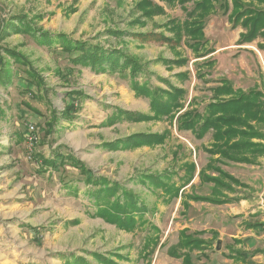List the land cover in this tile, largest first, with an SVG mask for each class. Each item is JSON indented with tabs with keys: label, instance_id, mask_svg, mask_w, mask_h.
Here are the masks:
<instances>
[{
	"label": "rangeland",
	"instance_id": "rangeland-1",
	"mask_svg": "<svg viewBox=\"0 0 264 264\" xmlns=\"http://www.w3.org/2000/svg\"><path fill=\"white\" fill-rule=\"evenodd\" d=\"M137 1L0 0V23L2 19L8 21L12 15L20 13L29 17L38 15L35 21L43 31L52 34L64 32L72 39L100 42L105 46L127 45L129 53L148 63L150 71L138 76L140 83L148 79L154 87L169 89L171 82L186 90L182 100L185 107L181 111L188 107L203 110L205 100L211 93L209 87L218 84L221 78L230 79L235 86L249 88L256 79H260V75H264V53L257 49L256 41L238 44L239 34L244 28L241 25L233 27L221 10L209 16L205 27L208 39L206 47L215 51L199 58L183 43L172 47L171 43L159 42L151 37L143 41L134 36L121 39L110 35L107 31L109 28L173 35L163 24L172 17H185L179 4L170 6L155 0L165 6L166 13L157 14L151 19L142 18L146 21L145 25L133 24L140 15L134 11ZM188 4L191 5V2ZM6 48L21 51L31 59L44 76L49 87L48 98L58 115L66 105H74V116H61L52 133H46L52 108L32 95V92L37 94L35 86L31 92L25 89L28 78L25 65L8 56ZM0 56L7 63L5 67L12 69V81L6 86L0 84V108L4 112L0 115V264H68L67 259L73 254L86 258L91 264H104L93 256V252L109 256L119 264H133L127 256L139 253L141 249H149L148 254H151L158 245L149 240L142 243L143 237L150 232L151 236L161 234V229L152 231L151 224L158 222L167 226L176 213L170 235L178 233L182 227L189 230L206 228L204 230L207 231L208 227L219 224L226 211L236 209L235 205L222 207L203 201L191 203L190 200H195L186 198L179 209H174V200L160 211L162 191L151 182L149 176L172 175V180L179 183V178L191 161L197 164L196 177L185 190L191 195L212 194V183H202L198 176L200 168L211 158L206 150L211 137L206 134L203 138H195L189 130L180 131L175 119L173 123L167 118L109 123L117 107L152 113L150 97L136 93L130 87V80L121 76V71L96 73L89 67L75 66L69 61L68 54L62 51L59 42L43 44L32 32L4 36L0 39ZM181 56L189 58L187 64L169 65L154 61L160 57L179 59ZM206 59H215V63L213 66H203L202 71L209 69V74L198 78L196 65ZM186 70L189 71L188 78L180 74ZM74 91L84 95H68ZM78 96V99L75 98ZM192 98L194 100L189 106ZM26 103L36 107L39 112L30 109ZM29 124L35 125L39 134L32 159L29 158L26 141ZM168 129L171 135L164 143L154 146L133 149L101 146L104 142L136 132L159 133ZM53 149L74 153L97 174L120 181L140 195L148 208L145 224L131 232L93 216L95 206L85 194L88 186L78 168L67 163L57 170L49 168L42 171L41 159L36 158L38 163L35 162L36 155L51 156ZM228 163L231 166L224 168L251 186L239 188V194L250 198L251 203L258 200L264 202V156L261 162L254 164ZM207 170L216 175L211 169ZM68 180L79 186L77 194L63 186V182ZM236 217L231 216V219ZM260 219L261 213L252 214L251 221ZM28 225L41 229L36 232ZM146 242L149 246L144 248ZM135 264H141V259L138 258Z\"/></svg>",
	"mask_w": 264,
	"mask_h": 264
},
{
	"label": "trees",
	"instance_id": "trees-1",
	"mask_svg": "<svg viewBox=\"0 0 264 264\" xmlns=\"http://www.w3.org/2000/svg\"><path fill=\"white\" fill-rule=\"evenodd\" d=\"M170 6L179 4L185 12L184 18H170L163 26L172 31L173 35H167L164 32H130L119 28H109L107 31L110 35L124 39L125 36H134L143 41L150 37L159 42L171 43L172 47L182 43L190 48L197 58L207 56L214 52L212 48H207L208 39L205 33L207 20L211 14L221 10L228 16V20L233 27L242 26L244 31L239 34L238 44H252L256 41V46L264 52V0H160ZM191 2V5L188 3ZM75 11V8H72ZM134 11L140 14L133 21L145 25L146 21L142 18H153L157 14L166 13L165 6L155 0H138L134 6ZM40 16V15H39ZM38 15L29 17L28 14L20 13L12 15L8 21L4 19L0 23V39L6 35L17 32H32L37 40L43 44L53 45L60 43L62 51L68 54L69 61L75 65L89 67L96 73L121 71L123 78L130 80V87L139 95L150 97L152 113L141 112L136 110H125L117 107L109 118V123L118 120H127L131 122H141L148 120L169 119L171 123L176 121L178 130H189L195 138H203L208 132H211V143L206 147L207 152L211 155L209 162L202 166L198 176L203 183H213L211 195H191L184 193L185 187L191 183L195 177L197 164L191 161L187 164L185 173L179 178L180 182L172 180V175H152L151 182L160 187L170 198L177 197L182 190V202L186 198L195 201L211 202L223 204L238 197H229L223 190L235 192V185L247 186L240 179L222 169L220 164L226 161L241 163H258V159L264 156V93L258 88L244 90L235 87L234 83L228 78H221L219 83L209 87L211 97L205 103L203 110L196 107H185L182 101L186 90L169 82V89L151 85L150 80L143 82L137 80L140 74L150 71L148 63L134 54L128 52L127 45L122 47L110 45L105 46L100 42L89 40H75L67 33L60 32L52 34L50 31H43L42 27L37 25L35 18ZM41 17V16H40ZM161 26V25H160ZM4 50V49H3ZM5 52L13 58L14 61L25 65V72L28 75L26 90L32 91V87L37 88V94L32 95L53 107L48 98L49 87L47 86L44 76L33 65L29 57L16 49H5ZM179 55L181 53L179 52ZM189 58L181 56L179 59H170L160 57L156 61H163L167 64L184 65L188 63ZM215 59H206L196 65V76L198 78L209 74L207 69L202 71L203 66H213ZM5 59L0 56V84L6 86L12 81V69L5 67ZM149 69V70H148ZM182 74L185 78L189 77V71ZM77 92V93H75ZM81 96L82 92L74 91L68 93L69 96ZM75 98H79L75 97ZM194 98L191 99L189 106ZM27 106L39 112V110L26 103ZM72 106L66 105L61 115L55 108L51 109L52 117L48 123L46 133L50 134L55 128V123L63 117H73ZM4 112L0 108V115ZM171 135V131L163 132H136L126 137L116 139L111 142L102 143V147L110 149H133L141 146H154L164 143ZM61 147V146H60ZM35 158L41 159L42 171L47 169L57 170L60 166L67 163L72 164L79 169L83 176L85 184L88 186L85 194L92 200L95 206L93 216L103 218L105 221L115 224L126 231H134L145 224V216L148 211L147 205L143 202L140 195L124 183L113 180L108 176L99 175L87 164L78 158L74 153H66L60 149H53L51 156L36 155ZM216 172V175L208 173L207 169ZM207 170V172H206ZM144 177V176H143ZM234 185V186H233ZM63 186L74 194L78 193L79 186L71 184L70 180L64 181ZM73 222H76L73 221ZM31 230L38 232L41 228L29 226ZM152 231H160V228L151 224ZM148 233L149 237L151 236ZM204 234V231H190L188 228L180 230V242L173 254L176 257H183V264H193L190 256L194 249H203L204 241L197 236ZM152 237V236H151ZM148 242V241H147ZM145 243L144 248L149 246ZM187 251H178L179 249ZM98 260L104 264H119L111 257L99 253H92ZM64 256V254H62ZM67 257V255H66ZM68 264H91L84 257L71 255L67 259Z\"/></svg>",
	"mask_w": 264,
	"mask_h": 264
},
{
	"label": "crops",
	"instance_id": "crops-1",
	"mask_svg": "<svg viewBox=\"0 0 264 264\" xmlns=\"http://www.w3.org/2000/svg\"><path fill=\"white\" fill-rule=\"evenodd\" d=\"M260 76V79H256L252 87L244 88L243 86H234L243 88L244 90L255 87L260 89L264 93V75ZM211 93L205 100L206 103L209 101ZM208 134H210L211 137V132H208L207 135ZM211 141L212 140L208 141L209 144L211 143ZM262 142L264 143V139H262ZM228 162L236 164L242 163L226 161L223 164H220L222 169L234 175L230 170L224 168V166H231ZM258 162H261V157L258 159ZM234 176L237 177L236 175ZM237 178L244 182L241 178ZM262 178L264 183V177ZM193 180L191 181L190 186L192 185ZM244 183L247 186L235 185V188L237 189L235 192H232L230 190H223V193L228 194L229 197L238 198L232 199L231 201L223 204L207 202L216 206L224 207L235 205L237 207L233 211H226L224 217H222L221 221L218 222L219 224L216 226L208 227L207 231L204 230L206 228H194L193 230H190L204 231V234H200L197 236L198 239H202L204 241V248L194 249L193 251L189 252L193 264H264V202H262V200H258L257 202L251 203V201L249 200L250 198L240 195L239 188L251 187L246 182ZM161 191V202L163 201V204H160L161 206L159 205L160 211H163V208L166 207V205L171 204L174 200H176L174 209H179V206L181 205L183 199L182 190L179 192V195L177 197H174L172 199L170 198V194L166 193L162 189ZM187 191L188 190H184V193L186 194ZM190 202L194 203L196 201L190 200ZM255 213H261V219L258 221H251L252 214ZM231 216L238 217L231 219ZM175 217L176 213L173 215V219L171 220V222H169V225H167L168 227L166 225L162 226L161 223H156V226L161 229V234L157 233V235L152 237H149V235L143 237L142 243H144L146 240H149L151 243H158L151 254H148V252L150 251L149 249L143 251L141 249L139 250L140 252L138 251L139 253H133L127 256V259L132 260L133 264H135V261L138 260V258L141 259V264H183V257H176L173 254V252H176L175 249L180 242L179 231L184 228H179L178 233L170 235V232H172L173 230L172 225L173 222H175ZM167 228H170V230H168ZM162 232H164V234H162ZM218 240H221L220 249L216 248ZM178 251H180V249L177 250V252ZM182 251H187V249L184 248L182 249ZM129 260H127V263Z\"/></svg>",
	"mask_w": 264,
	"mask_h": 264
},
{
	"label": "built area",
	"instance_id": "built-area-1",
	"mask_svg": "<svg viewBox=\"0 0 264 264\" xmlns=\"http://www.w3.org/2000/svg\"><path fill=\"white\" fill-rule=\"evenodd\" d=\"M38 139H39V134L37 132L35 125L29 124L28 133L26 135V141L28 142L29 158H31V159L33 158V153L35 150L34 145L38 141ZM35 162L38 163V160L36 159Z\"/></svg>",
	"mask_w": 264,
	"mask_h": 264
},
{
	"label": "water",
	"instance_id": "water-1",
	"mask_svg": "<svg viewBox=\"0 0 264 264\" xmlns=\"http://www.w3.org/2000/svg\"><path fill=\"white\" fill-rule=\"evenodd\" d=\"M216 248L217 249H220L221 248V240H218Z\"/></svg>",
	"mask_w": 264,
	"mask_h": 264
}]
</instances>
